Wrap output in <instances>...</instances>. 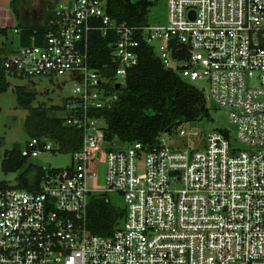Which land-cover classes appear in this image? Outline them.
I'll return each mask as SVG.
<instances>
[{"label":"built area","instance_id":"obj_1","mask_svg":"<svg viewBox=\"0 0 264 264\" xmlns=\"http://www.w3.org/2000/svg\"><path fill=\"white\" fill-rule=\"evenodd\" d=\"M167 9L165 24L131 25L106 0H59L39 43L2 53L8 76L73 79L60 116L82 141L70 166L44 168L39 191L0 187V264H264V0H167ZM94 32L113 37L104 70L91 63ZM143 40L184 81H208L244 148L228 130L202 135L194 122L152 147L106 138L98 113L117 103ZM20 151L63 150L31 137ZM98 193L116 195L125 210L111 235L88 227Z\"/></svg>","mask_w":264,"mask_h":264},{"label":"trees","instance_id":"obj_2","mask_svg":"<svg viewBox=\"0 0 264 264\" xmlns=\"http://www.w3.org/2000/svg\"><path fill=\"white\" fill-rule=\"evenodd\" d=\"M58 1V0H56ZM28 0H10L9 7L14 14L19 32V44L28 45L35 37L39 43L55 18V9L44 20L34 22L29 16ZM154 5L151 0H106L108 13L118 21L131 25H148L149 13ZM0 32L7 35L8 28ZM113 37H103L98 32L91 34L90 55L95 68L104 70L110 63ZM8 51L0 47V92L10 83L2 66V53ZM109 72V71H105ZM20 104L29 113L25 128L31 137L48 138L61 145L63 152L76 151L81 147L82 133L66 124L60 116L63 106L46 107L43 104L31 107L34 94L21 86L16 89ZM108 123L106 138L118 145L142 141L148 147L158 145L160 136L167 131L174 133L176 128L189 122L202 121L210 117L207 97L195 84L184 81L176 71L164 67L161 59L150 43L143 40L139 48V62L129 69L124 88L115 106L98 113ZM28 158L21 155L20 148L6 152L2 161L5 173L21 169ZM46 169L34 167L17 178L16 185L32 191H39ZM0 181V187H8ZM125 210L115 204L105 193L93 194L88 206V227L94 234L111 235L123 218Z\"/></svg>","mask_w":264,"mask_h":264},{"label":"rangeland","instance_id":"obj_3","mask_svg":"<svg viewBox=\"0 0 264 264\" xmlns=\"http://www.w3.org/2000/svg\"><path fill=\"white\" fill-rule=\"evenodd\" d=\"M154 2L149 13V24H165L167 18V0H151ZM29 16L34 22L41 23L47 15L54 10L58 1L56 0H28ZM12 40L14 43L12 44ZM19 46V34L9 30L7 35L0 32V47L7 50H13ZM10 86L0 92V181H5L9 185L17 183L18 176L34 167L59 169L71 165L73 155L71 152L57 151L52 153H43L37 158H28L27 163L19 170L5 173L2 169V161L6 152L13 148H21L30 139L25 128V120L28 109L23 107L19 100L16 89L21 86L24 90L34 94L31 107L44 105L46 107L63 105L65 100L74 95V81L70 76L59 79H27L17 76H8ZM194 84L204 91L207 97V105L210 109V117L204 118L191 124L192 127L198 128L202 135H207L218 130H228L230 142L233 147L244 148V144L237 136L236 125L230 120L229 113L221 108L215 100L210 97V85L206 79H198ZM179 132V128L175 129ZM178 136V146H186V139ZM176 140V139H175ZM95 171L97 177L92 180V185L103 187L104 185V161L96 165ZM113 202L121 206V201L116 195H110Z\"/></svg>","mask_w":264,"mask_h":264},{"label":"crops","instance_id":"obj_4","mask_svg":"<svg viewBox=\"0 0 264 264\" xmlns=\"http://www.w3.org/2000/svg\"><path fill=\"white\" fill-rule=\"evenodd\" d=\"M9 2L10 0H0V29L8 28V32L9 30L14 31L17 24V20L9 7ZM14 33L16 32L14 31Z\"/></svg>","mask_w":264,"mask_h":264},{"label":"water","instance_id":"obj_5","mask_svg":"<svg viewBox=\"0 0 264 264\" xmlns=\"http://www.w3.org/2000/svg\"><path fill=\"white\" fill-rule=\"evenodd\" d=\"M171 128H172V127H169V128L167 129V131L171 130Z\"/></svg>","mask_w":264,"mask_h":264}]
</instances>
